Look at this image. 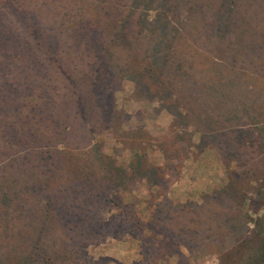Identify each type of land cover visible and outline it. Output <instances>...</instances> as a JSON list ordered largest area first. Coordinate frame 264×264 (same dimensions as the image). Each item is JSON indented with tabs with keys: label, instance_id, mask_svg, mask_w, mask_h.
<instances>
[{
	"label": "rangeland",
	"instance_id": "1",
	"mask_svg": "<svg viewBox=\"0 0 264 264\" xmlns=\"http://www.w3.org/2000/svg\"><path fill=\"white\" fill-rule=\"evenodd\" d=\"M134 1L26 0L37 3V11L21 24L51 30L53 46L38 57L33 97L18 99V125L24 128L23 117L38 106L39 126L52 118V130L59 128L52 142L44 138L40 145L83 156L93 177L64 189L67 201L88 203L86 224L68 231L36 224L45 212L42 201L21 198V184L1 180L7 200H0V264H244L257 249L264 235V0H239L230 15L235 28L225 25L216 0H198L190 14L187 0L177 1L164 30L182 65L166 93L141 79L144 49L164 38L162 30L134 33L129 48L108 49L103 65L112 100L107 109L97 99L92 129L65 91L90 77L93 67L103 68L83 56L80 45L69 46L50 21L61 6L84 11ZM146 15L152 21L154 11ZM186 40H195L196 48L185 47ZM178 95L185 110L175 104Z\"/></svg>",
	"mask_w": 264,
	"mask_h": 264
},
{
	"label": "trees",
	"instance_id": "2",
	"mask_svg": "<svg viewBox=\"0 0 264 264\" xmlns=\"http://www.w3.org/2000/svg\"><path fill=\"white\" fill-rule=\"evenodd\" d=\"M177 1L179 0H154L152 3L147 0L146 5H141V0H135L126 8H122L119 4L108 3L102 8L93 7L92 9L90 6L84 11L72 6H61L60 16L58 11H54L56 14L52 15L53 20L50 22L57 26L59 34L66 37L71 44L69 46L79 48L78 45H80V49L85 54L83 56L89 55L91 62L101 64L103 68L102 70L98 66L93 67L90 77H83V75L80 80L77 78L76 81L71 82L77 89L80 83H84L80 93H77L78 90L75 88L70 92L69 88L72 86L69 83L67 84L69 88L65 91L67 96L69 95L79 103L80 115L92 129L95 123L93 119L98 116L96 114L97 99H103L107 103V109L112 100V92L107 89L112 80L111 74L107 72V65H103L105 56L108 57V49H116L114 46L120 48V44L121 49L129 48L127 41L132 39L134 33L141 34L147 30L153 33L160 29L162 30L160 34L166 39L161 38L144 49L146 58L141 70L143 75L141 79H145V83L154 87L157 94L159 91L166 93L177 76H180L181 61L171 45L172 38L168 36V31L164 30L169 25L167 18L178 11L181 3ZM197 1L187 0L188 14L194 11ZM207 1L211 3L214 0ZM216 1H218L216 6L218 13L226 18L225 25L230 23V27L238 26L237 22L233 24L230 20V15L236 9L239 0ZM209 2L208 5H210ZM152 4H157V10L148 9ZM36 5L37 3L34 2L26 4V0H0V145H2L0 148V200L1 202L7 200V190H5L7 186H3L5 182L1 180L9 177L8 183L14 181L22 185L23 190L19 188L16 191L18 195L22 194L21 198L29 200L32 197L31 199L35 201L38 198L42 201L45 212L39 219L35 218L36 224L44 228L52 223L59 225L63 231H68L69 228L75 230L86 224L84 213L88 203L80 201L81 203L76 205L75 202L67 201L65 192L74 181L77 184L89 182V179L93 177L83 163L84 157L75 158L71 155L74 153L71 149L56 150L49 144L40 145V141L44 138L48 140L47 143L52 142L51 133L59 128L54 126V131L52 130L50 126L52 118H49V124L46 127L39 126L37 122L41 121V112L37 109L38 106L32 105V110L30 109L29 114L23 117L26 123L23 125L24 128L18 125L21 123L18 116H22L18 99L25 100L33 97L32 93L37 89L35 83L40 80L37 75V66L40 61L38 57L41 59L40 52L44 49L48 51L53 46L51 30L47 31L38 24L29 23L25 27L21 24L25 17L37 11ZM149 11H154L152 21L146 15ZM141 14H143L141 20L137 19V16ZM18 31L22 34H18ZM223 31L225 30L221 26L216 30L220 36L223 35ZM241 35L242 33L237 35L238 42L242 41ZM98 38L102 40L98 41ZM114 41H118L117 45H114ZM193 41L188 40L185 47L195 49ZM240 49L243 53V49ZM35 58L36 62H34ZM59 75L63 76L60 73ZM160 97L163 98V96ZM175 99V104L185 110L180 102L182 97L178 95ZM15 104L16 107H12ZM33 110L36 111L32 112ZM9 111H13L12 114L8 115ZM108 113H110L109 110ZM24 129L26 131L29 129L30 132H22ZM46 132L50 134L46 135ZM57 143L61 144V142ZM63 145L65 146L64 142ZM52 164L55 168L51 167ZM64 177H69L70 180L62 183ZM70 189L74 190V188ZM79 190L82 192L80 186ZM12 199H15L13 195ZM3 211L4 208L0 207V212ZM29 216L33 217L32 213Z\"/></svg>",
	"mask_w": 264,
	"mask_h": 264
},
{
	"label": "flooded vegetation",
	"instance_id": "3",
	"mask_svg": "<svg viewBox=\"0 0 264 264\" xmlns=\"http://www.w3.org/2000/svg\"><path fill=\"white\" fill-rule=\"evenodd\" d=\"M247 243L251 244L254 242L248 241ZM257 245H258L257 249L250 251L251 256L246 259V262H244V264H264V235L262 236V239H260L257 242Z\"/></svg>",
	"mask_w": 264,
	"mask_h": 264
}]
</instances>
